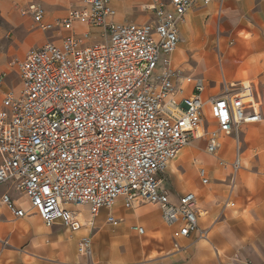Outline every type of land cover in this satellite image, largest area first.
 I'll list each match as a JSON object with an SVG mask.
<instances>
[{
  "label": "built area",
  "instance_id": "1",
  "mask_svg": "<svg viewBox=\"0 0 264 264\" xmlns=\"http://www.w3.org/2000/svg\"><path fill=\"white\" fill-rule=\"evenodd\" d=\"M212 2L152 0L147 23L116 22L112 0H81V7L52 20L41 1L19 8L61 43L48 41L10 62L20 91L9 90L1 101L0 185L10 184L30 203L24 209L3 194L14 218L36 213L47 226L59 223L76 232L120 200L126 208L153 203L176 229L175 249L194 233L206 237L198 196L185 193L172 203L161 175L193 139L207 136L208 153L218 156L222 135L234 138L236 157L219 163L237 173L241 128L262 121L251 83L223 78L220 93L206 99L203 77L173 63L179 23L191 9ZM76 23L87 29L77 31ZM9 74L0 71V88ZM199 176L209 182L203 167ZM108 221L122 219L109 214ZM78 251L91 255V236L81 239Z\"/></svg>",
  "mask_w": 264,
  "mask_h": 264
},
{
  "label": "crops",
  "instance_id": "2",
  "mask_svg": "<svg viewBox=\"0 0 264 264\" xmlns=\"http://www.w3.org/2000/svg\"><path fill=\"white\" fill-rule=\"evenodd\" d=\"M16 1L20 2L15 8ZM32 1L42 2L48 20L81 7V0H0V13L23 35V53L48 41L61 43L56 33L47 36L35 22L23 26L14 20V14L24 16L19 8ZM151 4L152 0H112L115 21L147 23L153 17L146 9ZM75 28L79 32L87 29L80 23H76ZM179 32L186 48L178 45L173 63L187 75L203 77L206 99L220 93L225 78L227 82L251 83L261 103L262 121L241 128V168L237 173L234 174L230 165L224 167L219 163L220 160L231 162L236 157L235 140L226 135L220 137L218 156L208 153V137L205 136L191 140L182 149H186L184 154L168 166L172 188L163 186L170 201L178 204L181 195L195 193L202 212L199 228L206 231V237L194 233L181 241L185 248L176 251L173 240L176 229L164 223L159 206L144 203L127 208L134 220L126 221L124 216L115 213L121 200L112 209H102L93 217L92 226L76 232L64 227L60 232L42 235L41 227L32 228L42 221L38 214L16 219L2 204V195L9 193L22 208L30 207L25 195H19L10 184H4L0 185V241L20 246L39 244L42 251L54 250L56 264H85L86 259L78 251L84 236L92 238L90 264H219V259L231 257L256 263L264 261V0H213L208 5H198L179 23ZM209 77L217 82L216 90ZM9 90L7 83L0 88V107ZM207 118L211 120L209 107ZM186 156L189 159L179 166V161ZM201 167L207 172V184L199 176ZM151 213L155 214L152 220L149 219ZM109 214L122 221L118 224L108 221ZM82 215L86 220L91 218L87 207L82 209ZM53 226L62 227L59 223L47 227ZM135 227H143L144 232L139 233ZM45 236L42 243L41 238ZM31 257L38 260L36 264H42L44 254L36 253Z\"/></svg>",
  "mask_w": 264,
  "mask_h": 264
},
{
  "label": "rangeland",
  "instance_id": "3",
  "mask_svg": "<svg viewBox=\"0 0 264 264\" xmlns=\"http://www.w3.org/2000/svg\"><path fill=\"white\" fill-rule=\"evenodd\" d=\"M20 1H16L14 3V7L16 8V3ZM42 3V2H41ZM45 8V7H44ZM14 20H16L20 25H29L34 24V21L30 16H20L18 14H14L13 16ZM53 31L45 32L48 36ZM98 31H95V34H97ZM22 33L19 31L17 32L16 29L11 27L7 21V19L0 13V71H7L9 72V76L6 79V83L8 86L13 90V92L17 95L20 91V81L19 77L16 72L13 71V67L10 66V62L15 58H24L26 53H23L22 50ZM99 39H96V41ZM179 46L183 49L186 48V42L184 40H181L179 43ZM178 46V47H179ZM209 77V81L211 82V86L213 90H216L218 87L217 82L211 81ZM186 150V149H184ZM189 159V156H186L185 158L181 159L179 161L178 165L182 166L185 164L186 160ZM162 178H164V186L168 189L172 188V174L171 169L168 167L164 173L161 175ZM145 205H152V206H158L157 204L153 203H146ZM115 213L117 216H124L126 218V221H133L134 218L132 216L131 210L127 209L124 206V203L120 201L115 208ZM33 215H37L36 213H33ZM154 213H151L149 215V219L154 218ZM38 216V215H37ZM104 217V215H103ZM40 218V217H39ZM83 220V219H82ZM39 225H33V229H38V227L42 229V235H48L52 232H60L64 230L63 226H53V227H47L43 221L38 222ZM53 230V231H52ZM70 234H68L69 236ZM46 236L41 238V242L43 243L46 240ZM183 241V240H182ZM30 243L20 246L19 244L14 245L12 242H7V240L0 241V264H36V261L38 263L37 259L32 258L34 254L43 253L44 258H42L41 262L42 264H56L57 263V257L55 255L54 250H49L47 252L42 251L39 244H31ZM185 248L184 245L181 243V248ZM177 251V249H175ZM84 259H86L85 264H90V256H82ZM89 261V262H88ZM219 264H233L234 262H237L238 264H264V261H260V263H256L254 260L250 259H242L238 257H231V258H221L218 260ZM216 262V261H215Z\"/></svg>",
  "mask_w": 264,
  "mask_h": 264
},
{
  "label": "bare ground",
  "instance_id": "4",
  "mask_svg": "<svg viewBox=\"0 0 264 264\" xmlns=\"http://www.w3.org/2000/svg\"><path fill=\"white\" fill-rule=\"evenodd\" d=\"M203 41V40H202ZM186 150H182V151H180L179 152V154L176 156V158H175V160H178L179 159V157L182 155V154H184V152H185ZM174 167V166H173ZM177 170V169H176ZM204 214V213H203Z\"/></svg>",
  "mask_w": 264,
  "mask_h": 264
}]
</instances>
